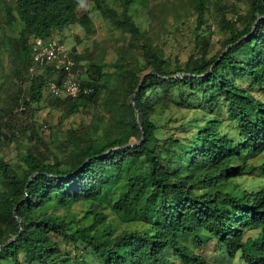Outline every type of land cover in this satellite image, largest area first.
<instances>
[{
	"label": "trees",
	"instance_id": "trees-1",
	"mask_svg": "<svg viewBox=\"0 0 264 264\" xmlns=\"http://www.w3.org/2000/svg\"><path fill=\"white\" fill-rule=\"evenodd\" d=\"M93 1L104 18L143 41V52L152 67L141 74L140 67L122 62L113 73L114 85L108 82L109 75L103 83L106 117L97 115V122L87 131L71 128L67 139L73 148L64 158L54 155L48 160L30 148H19L18 171L0 156V264H25L21 255L38 264H71V257L61 252L53 235L85 243L100 264H177L171 256L180 264H214L196 251L203 244V231L229 256L240 253L243 264H264V187L245 189L241 194L212 189L233 175L260 171L264 176V162L254 165L246 160V155L264 152V100L255 94V90L264 93V0H246L249 16L242 27L226 17L220 0L215 1L222 9L220 23L229 35L222 50L211 57L210 35L204 33V26L213 0H195V33L201 52L176 70L170 69L149 40L142 39L144 34L130 13L134 2L144 0H119L121 11L107 0ZM78 7V0H15L13 11L22 23L15 39L18 64L28 70L32 65L34 37L55 38L62 32L59 40L64 43L68 27L74 24L89 33L93 19L88 11L79 14ZM6 8L15 18L12 9ZM70 53L76 73L86 55L76 47ZM85 69L86 77L76 76L92 91L71 98L48 92L51 80L63 79L61 67L54 62L36 65L30 98L39 102L47 91L54 103L63 105L64 118L76 114L96 103L102 88L101 66L92 62ZM245 79L249 87L242 85ZM198 93L209 107L201 109L210 115L197 127L179 159L181 163L186 157L194 167L187 172L180 167L171 169L178 162L171 146L180 140H161L152 115L173 101L184 104ZM223 110L226 119L217 114ZM99 124H103L101 132ZM223 124L232 127L230 133L222 129ZM37 139L43 142L41 137ZM201 188L205 190L199 191ZM80 201L92 206L82 218L54 212ZM104 202H112L113 210L124 220H141L149 228L111 236L105 225L107 216L98 210Z\"/></svg>",
	"mask_w": 264,
	"mask_h": 264
},
{
	"label": "rangeland",
	"instance_id": "rangeland-1",
	"mask_svg": "<svg viewBox=\"0 0 264 264\" xmlns=\"http://www.w3.org/2000/svg\"><path fill=\"white\" fill-rule=\"evenodd\" d=\"M108 4L118 11L123 9L119 0H107ZM216 0L209 2L206 11L207 24L204 26V33L210 35V47L208 56L220 52L224 40L229 32L220 23L222 9L225 8L226 17L235 21L239 27L244 26L249 16V3L246 0H220V7H216ZM15 0H0V156L9 162L16 170L20 171L18 164L21 163L18 150L30 148L42 157L52 160L54 155L64 158L73 145L67 139L68 131L72 128L87 131L88 127L97 122L96 116L106 117L108 107L106 104L107 91L103 83L108 81L114 85V72L119 65H135L140 67V73L145 74L151 69L150 60L142 49L143 41L134 38L129 30L104 18L95 7L93 0H84V7H78V13L89 12L93 19L92 30L87 33L84 29L74 24L68 27L65 33L64 44L67 49L76 47L78 52L85 54L81 61V67L77 69L76 75L87 76L86 67L96 62L103 71L100 79V97L96 103H89L88 106L80 109L72 116L64 118L63 105H57L53 98L46 91L43 99L39 102L30 98L31 72L28 68L21 67L16 60L17 46L15 39L20 35L22 23L13 11ZM15 14L10 17L6 6ZM130 13L140 27L144 37L158 52L159 56L170 64L171 70H176L180 65L184 67L192 55L201 52V44L197 41L195 28L197 25L198 13L195 8V0H144L136 1L131 5ZM242 17V18H241ZM62 32L57 33L55 38L63 39ZM145 41V39H144ZM78 77V76H76ZM242 85L250 86L248 80H243ZM176 91L174 96L176 97ZM255 94L264 100V93L255 90ZM203 95H193L184 104L170 103L166 108L159 110L152 115V119L158 124L157 135L163 140L168 137L180 140L172 144V150L178 162L171 169L180 167L187 172L194 166L189 165L187 158L181 163L180 155L193 141V134L197 127L202 125L209 117L208 110H202L201 106L208 107L204 102ZM205 103V104H204ZM22 107V108H21ZM209 108V107H208ZM223 119H226V110L217 111ZM105 121V118H104ZM99 132L103 124H99ZM222 129L230 133V125H222ZM41 137L43 142L37 139ZM136 141L135 138H132ZM250 164L259 165L264 162V152L255 155H246ZM3 175L0 170V191L3 189ZM264 187V176L260 171L253 174L233 175L231 179L221 185H213L212 189L224 188L234 194H241L245 189L257 190ZM205 188L199 189L204 191ZM90 202L80 201L67 203L56 208L54 212L59 215H66L71 219L84 217L86 211L91 209ZM106 214L105 225L110 228L111 236H116L124 230L144 231L149 225L141 220H124L120 214L112 208V202H104L98 208ZM91 222L92 219H85ZM103 228V226H99ZM252 232H249L251 234ZM203 244L196 251L204 255L208 261L214 264H243L240 253L231 257L223 247L218 245L216 239L208 232L202 233ZM62 253L71 257V264H100L94 250L87 247L81 241H67L63 237L53 235ZM191 246L192 243L188 241ZM25 264H38L36 261L28 260L21 255ZM177 264L180 261L171 256ZM5 264H13L5 262Z\"/></svg>",
	"mask_w": 264,
	"mask_h": 264
},
{
	"label": "built area",
	"instance_id": "built-area-1",
	"mask_svg": "<svg viewBox=\"0 0 264 264\" xmlns=\"http://www.w3.org/2000/svg\"><path fill=\"white\" fill-rule=\"evenodd\" d=\"M31 49L32 65L29 68L31 74L35 72L36 65L51 62L56 63L64 72V77L60 82L50 81L48 92L54 96L76 98L92 91L91 87L81 85L73 71L74 60L70 50L59 39L34 37L31 42Z\"/></svg>",
	"mask_w": 264,
	"mask_h": 264
},
{
	"label": "clouds",
	"instance_id": "clouds-1",
	"mask_svg": "<svg viewBox=\"0 0 264 264\" xmlns=\"http://www.w3.org/2000/svg\"><path fill=\"white\" fill-rule=\"evenodd\" d=\"M78 4L80 7H84V0H78Z\"/></svg>",
	"mask_w": 264,
	"mask_h": 264
},
{
	"label": "water",
	"instance_id": "water-1",
	"mask_svg": "<svg viewBox=\"0 0 264 264\" xmlns=\"http://www.w3.org/2000/svg\"><path fill=\"white\" fill-rule=\"evenodd\" d=\"M140 84H141V83H140ZM132 101H134V97H133ZM140 124H141V122H140ZM14 239H15V238H14Z\"/></svg>",
	"mask_w": 264,
	"mask_h": 264
}]
</instances>
